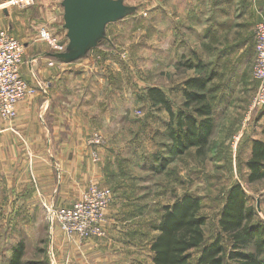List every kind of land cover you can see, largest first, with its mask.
I'll return each mask as SVG.
<instances>
[{
    "label": "crops",
    "instance_id": "obj_1",
    "mask_svg": "<svg viewBox=\"0 0 264 264\" xmlns=\"http://www.w3.org/2000/svg\"><path fill=\"white\" fill-rule=\"evenodd\" d=\"M36 1L0 0V28L25 44L21 72L33 90L19 103L13 123L0 124V185L6 190L13 186L28 189L36 184L37 191L29 194L17 191L16 195H10L19 197L18 205L31 212L42 211L45 204L72 205L94 181L111 188L106 173L107 158H110L107 151L112 141L109 126L113 132L121 129V122L113 119L111 112L99 109L100 94L91 95L85 88L91 76L102 73V68L106 71L103 77L111 72L105 63L108 60L100 68L88 57L90 51L87 58L85 54L74 58L75 52L70 49L72 31L66 27L64 13L57 18L61 29L50 27L49 22L31 9ZM167 9L170 13V1ZM263 11L264 2L258 0H177L181 29L178 66L195 64L194 68H188L195 72L185 76L182 82L185 87V82L199 76L200 71L213 75L208 96L214 113L217 101L220 108H230L231 99L241 94L238 103L245 107L244 100L250 101L257 91L258 82L253 78L256 50L251 34L261 21ZM44 26L66 45L64 51H57L39 39V30ZM189 52L193 54L192 59ZM250 57L253 64L249 62ZM245 91L249 94L243 96ZM261 117L264 119V115ZM97 130L106 132L109 142L99 148L98 164L92 161V147L87 142ZM112 192L106 236L67 235L57 223L46 222L48 239L43 256L36 263L132 264L140 261L152 264V258L143 261L139 244L142 241L150 244L157 235L153 227L163 209L149 201L146 203L142 189L117 191L112 187ZM130 195L129 200L123 199ZM151 212L157 215V221L150 216ZM44 222L37 220L34 224Z\"/></svg>",
    "mask_w": 264,
    "mask_h": 264
},
{
    "label": "rangeland",
    "instance_id": "obj_2",
    "mask_svg": "<svg viewBox=\"0 0 264 264\" xmlns=\"http://www.w3.org/2000/svg\"><path fill=\"white\" fill-rule=\"evenodd\" d=\"M168 1L170 13L167 9ZM113 2L118 16L112 15L115 19L106 24L104 34L93 37L94 43L84 55L86 57L90 51L88 57L91 56L95 64L99 66L108 60L105 63L112 69L103 77L102 74L106 71L102 68V73L91 76L88 87L85 86L91 95L100 94L99 109L111 112L115 116L112 118L121 122L119 132H113L111 126V131L108 132L112 135V141L107 151L110 158H107L106 173L111 189H142L146 194V203L149 201L159 206V209H163L166 203H173L185 193L200 197L203 203L201 214L207 220L205 235L207 242H210L219 233V217L229 189L232 185L241 183L250 204L256 209V221L264 223V180L248 183L249 169L246 164L253 139H264V119L261 117L264 115V108L256 109L248 115L254 96L250 101L244 100L246 106L248 103L245 108L238 103L241 94L231 99L230 108H220V102L217 101L212 149L207 156L199 157L193 148L177 157L166 170L157 171L159 158L169 156L171 140L166 136V131L170 117L161 106L153 105L147 90L150 87L163 89L178 110L184 102L182 79L195 72L184 64L178 66V32L181 29L177 20V0ZM31 7L36 16L49 22L50 27L61 29V21H57V18L64 13L62 0H37ZM255 27L256 25L251 34L254 41ZM188 55L193 58L191 52ZM184 62L186 61L183 60ZM249 62L253 64V57H250ZM117 67L120 70L117 71ZM117 73L119 74L116 75ZM111 78L112 82L109 81ZM248 94L245 91L243 96ZM38 117L43 118L40 114ZM15 119L5 120L0 116V124L8 126ZM99 132L106 138L104 148L109 143L108 138L106 132ZM34 190L37 191L36 184L28 189L13 186L6 190L0 185V264L9 262L15 247L21 241L26 244L25 264H37L43 256L49 230L46 222L54 219L49 217L46 208L42 211H24L25 206L18 205L21 199L10 196L16 195L17 191L29 194ZM130 198L131 195L123 196V199ZM151 214L157 221V215L154 212ZM37 220L45 222L35 225ZM228 241L226 237L224 245L227 248ZM148 243L149 241H142L139 244V251H142L141 256L145 262L151 258ZM198 256L199 251L196 250L193 262Z\"/></svg>",
    "mask_w": 264,
    "mask_h": 264
},
{
    "label": "trees",
    "instance_id": "obj_3",
    "mask_svg": "<svg viewBox=\"0 0 264 264\" xmlns=\"http://www.w3.org/2000/svg\"><path fill=\"white\" fill-rule=\"evenodd\" d=\"M185 66L194 68L195 64ZM212 78L208 71L189 78L185 82L182 108L178 110L163 89L150 87L147 90L153 105L161 106L170 117L166 131L171 140L169 156L159 158L157 171L166 170L177 157L193 148L201 158L211 151L215 113L208 96V85ZM246 164L248 183L264 180V139L253 140ZM202 208L201 198L190 193L163 207L160 220L153 227L158 233L150 243L152 264H264V223L256 221V209L250 204L241 183L229 189L219 217V233L210 242L205 235L207 220L201 214ZM226 237L229 248L224 245ZM196 250L199 256L193 262ZM25 252L26 244L21 241L7 264H25ZM132 264L148 263L137 261Z\"/></svg>",
    "mask_w": 264,
    "mask_h": 264
},
{
    "label": "built area",
    "instance_id": "obj_4",
    "mask_svg": "<svg viewBox=\"0 0 264 264\" xmlns=\"http://www.w3.org/2000/svg\"><path fill=\"white\" fill-rule=\"evenodd\" d=\"M38 36L57 51L66 49V45L45 26L39 30ZM255 50L253 78L258 82V88L248 115L256 109L264 108V20L255 27ZM24 55L25 44L0 28V116L5 120L16 118L19 103L33 92L21 72ZM87 142L92 147L93 161L98 162L99 148L106 143L105 136L96 131ZM112 197L111 188L92 182L81 198L72 205L44 206L49 217L54 219L65 234L78 235L81 238L104 237L107 234L108 210Z\"/></svg>",
    "mask_w": 264,
    "mask_h": 264
},
{
    "label": "water",
    "instance_id": "obj_5",
    "mask_svg": "<svg viewBox=\"0 0 264 264\" xmlns=\"http://www.w3.org/2000/svg\"><path fill=\"white\" fill-rule=\"evenodd\" d=\"M66 27L71 29L74 58L86 54L95 35L104 34L106 24L118 16L113 0H64Z\"/></svg>",
    "mask_w": 264,
    "mask_h": 264
}]
</instances>
